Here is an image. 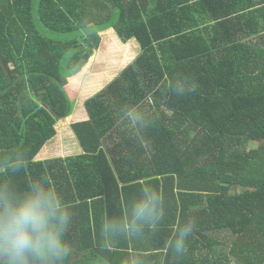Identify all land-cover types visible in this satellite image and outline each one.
Masks as SVG:
<instances>
[{"label": "trees", "instance_id": "1", "mask_svg": "<svg viewBox=\"0 0 264 264\" xmlns=\"http://www.w3.org/2000/svg\"><path fill=\"white\" fill-rule=\"evenodd\" d=\"M109 30L140 55L85 102L83 153L38 161ZM34 185L67 214L57 264H215L216 235L264 236V0H0V194Z\"/></svg>", "mask_w": 264, "mask_h": 264}, {"label": "clouds", "instance_id": "2", "mask_svg": "<svg viewBox=\"0 0 264 264\" xmlns=\"http://www.w3.org/2000/svg\"><path fill=\"white\" fill-rule=\"evenodd\" d=\"M154 214L151 202H141L134 219L148 220ZM66 219L56 195L41 185L19 198L0 194V264H57L67 253L62 239ZM189 231L190 226L181 230L177 250Z\"/></svg>", "mask_w": 264, "mask_h": 264}, {"label": "rangeland", "instance_id": "3", "mask_svg": "<svg viewBox=\"0 0 264 264\" xmlns=\"http://www.w3.org/2000/svg\"><path fill=\"white\" fill-rule=\"evenodd\" d=\"M35 18L37 26L43 36L59 41H68L71 39L69 36L50 34L47 30H45L39 22L37 5L35 9ZM99 38L101 40V48L94 52L87 66L84 67L82 74H78L77 76L71 78L68 86L66 87L68 97L71 103L74 104V108L76 110L78 108H84V104L82 102L83 98L81 97L82 95H79L81 92L87 91L88 93H91L92 90H97V88L106 86V82L113 80L118 75V73L122 71V69L133 59L132 56L129 57L130 53L128 51H123L122 49H117L116 47L113 51L107 50V43L113 40L112 36H100ZM104 54L106 57H99V55L102 56ZM136 54H139V50L136 51ZM122 55L125 57V59L129 57L126 59L128 60L126 61L128 63L120 62ZM91 80L96 81L94 85H92L93 83H91ZM93 86H96V88ZM69 122L70 121H65V123L57 126V128L59 127V131H57L58 134L56 138L46 144L37 159H44L45 154L47 155L43 161L58 157L66 158L77 155L79 145L77 139L75 140V134H72L73 130L71 129Z\"/></svg>", "mask_w": 264, "mask_h": 264}, {"label": "crops", "instance_id": "4", "mask_svg": "<svg viewBox=\"0 0 264 264\" xmlns=\"http://www.w3.org/2000/svg\"><path fill=\"white\" fill-rule=\"evenodd\" d=\"M99 36H112L113 40L110 41L109 43H107V50L108 51H113L116 47L117 49H122L123 51H128L130 53L129 57L132 56L133 59L131 60V58H130L131 62H129V64L127 66H129L140 55V47L136 41L132 40L129 43L124 44L120 40V38L118 37V35L116 34V32L114 30H109L105 33L99 34ZM137 50H139L138 55L136 54ZM128 58H126V59H128ZM126 59L122 55V57H121L122 61L120 60V62L126 63V61H128ZM127 66H125V67H127ZM123 69H122V71H123ZM119 73H118V75H119ZM113 80H111V81H113ZM111 81L106 82V86ZM95 82H96L95 80H91V83H93L92 85H94ZM85 86H86V84H85ZM93 87L96 88V86H93ZM104 87L97 88V90L91 89L92 90L91 93H88L87 91L81 92V94H79V95H82L81 97L83 98L82 102L84 104V108L82 107V108H78L76 110L74 108V104H72L73 109H72L71 116L66 120L60 121L57 126L65 123V121H70L69 124H70L71 129H72L73 124L88 121L89 120V114L85 108V102L89 98H91V96H95ZM57 130L59 131V127L57 128ZM72 134L74 135L73 132H72ZM76 139L77 138L75 136V140ZM77 141H76V143H77ZM77 152H78L77 155H81L83 153V149L81 146H79V149ZM46 155L47 154H45L44 159L46 158ZM44 159L41 158V159H37V160L43 161ZM214 240L217 243V245H215V247H214V249H215V264H223L220 261V259H221L220 257L229 253V252L231 254L230 257H231L232 262H230V263L224 262L225 264H264V236H248V235H246V236H234V235H228V234L224 235L223 233H220L219 235L215 236ZM222 261H223V259H222Z\"/></svg>", "mask_w": 264, "mask_h": 264}]
</instances>
